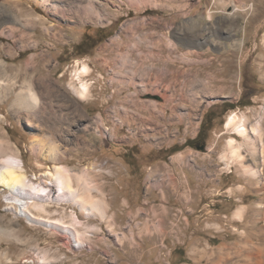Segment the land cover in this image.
Wrapping results in <instances>:
<instances>
[{
    "label": "rangeland",
    "instance_id": "374dc122",
    "mask_svg": "<svg viewBox=\"0 0 264 264\" xmlns=\"http://www.w3.org/2000/svg\"><path fill=\"white\" fill-rule=\"evenodd\" d=\"M49 2L0 0V133L32 188L57 191L47 212L30 211L73 231L67 239L8 209L0 186V264H264L261 140L225 127L234 113L264 120V0ZM13 15L26 25L15 36ZM83 65L80 98L70 83ZM27 84L56 117L52 129L43 113L10 106ZM202 120L201 139L186 145ZM48 143L62 160L45 157ZM60 169L88 203L102 201L104 217L58 191Z\"/></svg>",
    "mask_w": 264,
    "mask_h": 264
},
{
    "label": "bare ground",
    "instance_id": "6f19581e",
    "mask_svg": "<svg viewBox=\"0 0 264 264\" xmlns=\"http://www.w3.org/2000/svg\"><path fill=\"white\" fill-rule=\"evenodd\" d=\"M31 1H33L37 5H42L46 10H49L50 7H51V5H52V4H50L49 0H31ZM81 7H82V4H81ZM63 10L64 9H62V12L61 13H64ZM25 12H26V16H27V19L26 20H29L27 22H29L31 25L32 24H36L38 22V17L32 15V13L29 12V11H27V10H25ZM10 20H13L12 21V26H11V33L13 34V36L17 35L22 30V27H24V28L26 27V25L24 23L22 24V22L19 21L21 19L18 18L17 16H15V15L11 16ZM27 22L25 21V23H27ZM43 25H44V23H43ZM23 34H25V33H23ZM24 39H25V37H24ZM21 40H22V38H21ZM28 62H26V64ZM2 65L3 64L1 63L0 64V68L1 69H3V66ZM11 69H13V68H11ZM2 71L4 72V70H2ZM74 71H75V74L74 75L76 76L75 78L78 81H77V83H72V82L70 83L69 82L70 83V88L72 89V91L75 94H77L78 97L83 98V97L86 96V94L88 93V89H89L87 82L86 81H83V79H82V75L87 74V71H88L87 66L86 65H83V67L81 69H76ZM150 73H152V72H150ZM218 73H219V71H218ZM148 75H149V73H148ZM3 77H5V76H3ZM263 77H264V74H263ZM160 79H161V77H160ZM149 81H151V80H149ZM78 83H79V85H78ZM155 84H156V81H155ZM4 85H6V84H4V81L1 78V73H0V87L1 86L5 87ZM159 88H161V87H159ZM159 90H162V89H159ZM156 91L158 92L157 89H156ZM161 95L163 96L164 93L161 94ZM17 97H18V99H16V101L14 99L13 103H11L12 105H10L11 107H13L12 109H14L17 113H21L22 111L24 112L25 110H30V111H32L34 113L35 112L36 113H41V114L43 113L44 114V117L47 118V119H48V117H50V112L44 111V110H47L48 107H43L42 105H40L42 103V101L39 100V98L36 96V94H35V92L32 89V87H31L30 84H27V86L25 87V91H24L23 96H22V92H19V94H18ZM65 107H66V105H65ZM100 117H101V115H100ZM50 118H51V120L48 121V127H50L52 129V127L57 122V119H55L56 117L55 118L50 117ZM246 120L247 119H246V117L244 115L239 116L236 113H234V114L230 115L227 118L226 123H225V127L226 128H231L234 131V133H236L237 135H239L241 138H244L245 140H247L249 138H252V139L253 138L254 139L256 138L255 140L250 139V140H252V142H253L254 145L258 144V140H261V142H260L261 143L260 151L263 152L264 151V142L262 141V139H263V136H264V131H263L262 127H261V122L263 120V116L258 117L255 120V122H253V124H251V125H249L246 122ZM52 132H53V130H52ZM52 132H51V135H52ZM32 140H33L32 141L33 142L32 143L33 148H35V149L38 148L40 150V147L43 146V145L40 146L42 144V142H40V140H37V139H32ZM49 143L47 144L48 146H50V145L53 144L52 143V144L49 145ZM227 144H228V146L230 148L231 155L236 156V157L241 156V154L239 153L240 147H239V145H237L238 143H237V139L235 137H230L229 140L227 141ZM47 145H46V148H47ZM49 148H50V152L51 153L48 154V155H46L45 157H50L52 159H57L56 161H58V159H60L59 157L60 156L61 157L63 156L61 153H56V150L55 149H52L53 148L52 146H50ZM19 154H20L19 153V149L14 144H12L11 141L6 140L4 138V136L2 135V133H0V186H3V187H5L8 190V194L6 195L7 208L8 209H12L15 212H18V213L24 215L25 217H27L31 221H34L35 220V221L40 222V223H42L44 225H48V226L51 225V227L54 226L55 228L60 229V232H64V237H66L67 239H70V236L69 235H70V233H72L71 231H73V230H71V228L68 227L67 224L64 225L61 220L44 219V218H42L40 216H36L34 213H32L30 211V209H34V210H36L39 213H41V212H47V210H46L47 209V203L49 204L52 201H54V198H53V195L54 194L53 193H56L57 191H55L54 188H53L54 187V184H53L52 187L47 186L49 189H46L45 191H43L41 193L38 190H34L32 188V186L30 185L29 180H27V175L25 173L26 171L24 169V165L22 164L21 157H19L20 156ZM57 154H61V155H57ZM57 156H59V157H57ZM60 160H62V159H60ZM57 171L58 172H56V173L61 174V177L59 175V178L62 179L61 180L62 182L60 184H58L57 182H55V184L56 185H59L60 189H58V191H60V193H62V195L67 198V200L69 199L70 201H72L75 204L79 205V207H81V208L87 206L88 209H90V211L91 210L93 211V214H96V215H98L101 218L104 217L105 212H104V208H103L102 201H100V200L99 201H96L95 200L93 202H90L92 200L89 199V202L90 203H88V200L84 198L85 196H83L85 193L82 194V189L79 190L78 187L77 188H74L72 186V184H71V178L72 177L70 178L71 175L69 176V173H67V171L66 172H62L61 169L60 170H57ZM47 175H53V174H52V172H46L45 176H47ZM77 179H79V178H77ZM82 184H84V182ZM84 188H86V187H84ZM91 188L92 189H95V190H98L97 187L94 184H92ZM51 192H52V195L50 196ZM83 192H84V190H83ZM87 194L91 197V195L89 193H87ZM43 196L45 198L41 199L42 202H39L40 200L39 201L36 200V198H42ZM259 206L261 207L262 205L260 204ZM88 211L85 212V213H89ZM90 213L92 214V212H90ZM77 231L75 229V231L73 233L75 235L74 236L75 237V241L78 242V243H80V242H82V240H81L80 234ZM79 236H80V238H78ZM256 249L257 248H255V250ZM262 249L264 250V247ZM249 251L251 252V248H250ZM3 256H6V255H3ZM41 257L43 258L42 260L45 261L44 255L41 256ZM255 258L257 259V261H256L257 264L262 262L261 261L262 259H258L257 256Z\"/></svg>",
    "mask_w": 264,
    "mask_h": 264
},
{
    "label": "trees",
    "instance_id": "16d2710c",
    "mask_svg": "<svg viewBox=\"0 0 264 264\" xmlns=\"http://www.w3.org/2000/svg\"><path fill=\"white\" fill-rule=\"evenodd\" d=\"M82 43V42H81ZM237 103H239V101L237 102ZM236 105L237 104H228V108H234V107H236ZM206 123H209V121H203L202 120V127H201V129H200V132L198 133V135L195 137V138H193V139H191V140H187L186 142H185V144L186 145H191V143H195V140L198 138V139H201V138H199V136L201 135V133L202 132H204V130H203V128L205 127V125H206ZM193 141V142H192Z\"/></svg>",
    "mask_w": 264,
    "mask_h": 264
},
{
    "label": "water",
    "instance_id": "95a60500",
    "mask_svg": "<svg viewBox=\"0 0 264 264\" xmlns=\"http://www.w3.org/2000/svg\"><path fill=\"white\" fill-rule=\"evenodd\" d=\"M204 147V144L200 146V148H203Z\"/></svg>",
    "mask_w": 264,
    "mask_h": 264
}]
</instances>
